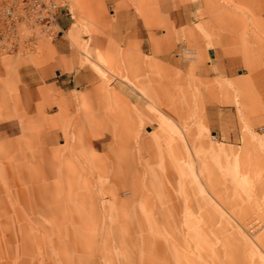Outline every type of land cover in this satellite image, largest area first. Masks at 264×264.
Wrapping results in <instances>:
<instances>
[{
	"label": "rangeland",
	"instance_id": "1",
	"mask_svg": "<svg viewBox=\"0 0 264 264\" xmlns=\"http://www.w3.org/2000/svg\"><path fill=\"white\" fill-rule=\"evenodd\" d=\"M113 2L0 53V264H264V0Z\"/></svg>",
	"mask_w": 264,
	"mask_h": 264
},
{
	"label": "built area",
	"instance_id": "2",
	"mask_svg": "<svg viewBox=\"0 0 264 264\" xmlns=\"http://www.w3.org/2000/svg\"><path fill=\"white\" fill-rule=\"evenodd\" d=\"M60 0H0V53L34 52L37 42L59 35Z\"/></svg>",
	"mask_w": 264,
	"mask_h": 264
},
{
	"label": "crops",
	"instance_id": "3",
	"mask_svg": "<svg viewBox=\"0 0 264 264\" xmlns=\"http://www.w3.org/2000/svg\"><path fill=\"white\" fill-rule=\"evenodd\" d=\"M110 4L109 6L112 8L113 1L114 0H106ZM130 11L129 10H120L117 13V16L119 17H129L130 16ZM70 16L67 14H62L58 17V26L60 29V35L53 41V48L55 52L57 53V59L54 61L52 65H50L48 68L41 69L39 71H34V87H41V86H46L50 87L51 89L57 90L59 92H70L72 89L76 88V80L74 79L73 76H71V73H67L64 68V63L61 59L62 56H65L67 53V44H66V38H65V31L69 28L71 25L70 23ZM142 33V27H136L135 28H129V27H116L115 28V36L117 38H122L125 39L127 36V33ZM119 36H118V35ZM206 56L208 59L209 54L208 52L206 53ZM212 67V66H211ZM74 70V69H73ZM72 70V71H73ZM212 70V68H211Z\"/></svg>",
	"mask_w": 264,
	"mask_h": 264
},
{
	"label": "bare ground",
	"instance_id": "4",
	"mask_svg": "<svg viewBox=\"0 0 264 264\" xmlns=\"http://www.w3.org/2000/svg\"><path fill=\"white\" fill-rule=\"evenodd\" d=\"M50 42V41H49ZM176 110V109H175ZM177 122V121H176ZM178 123V122H177ZM11 246V245H10ZM41 256V255H40ZM42 258V257H41ZM38 260V259H37Z\"/></svg>",
	"mask_w": 264,
	"mask_h": 264
}]
</instances>
